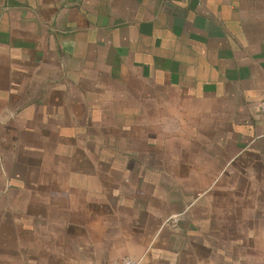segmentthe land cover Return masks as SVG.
<instances>
[{
	"label": "crops",
	"instance_id": "1",
	"mask_svg": "<svg viewBox=\"0 0 264 264\" xmlns=\"http://www.w3.org/2000/svg\"><path fill=\"white\" fill-rule=\"evenodd\" d=\"M264 0H0V264H264Z\"/></svg>",
	"mask_w": 264,
	"mask_h": 264
},
{
	"label": "built area",
	"instance_id": "2",
	"mask_svg": "<svg viewBox=\"0 0 264 264\" xmlns=\"http://www.w3.org/2000/svg\"><path fill=\"white\" fill-rule=\"evenodd\" d=\"M258 109L260 115L264 118V100L259 103ZM110 264H139V262L130 257L124 256L120 259L112 261Z\"/></svg>",
	"mask_w": 264,
	"mask_h": 264
}]
</instances>
